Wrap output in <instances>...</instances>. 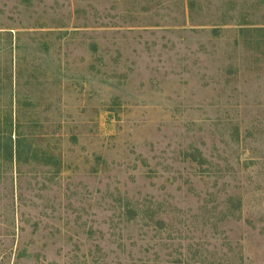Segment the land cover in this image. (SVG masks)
I'll list each match as a JSON object with an SVG mask.
<instances>
[{"label":"rangeland","instance_id":"obj_1","mask_svg":"<svg viewBox=\"0 0 264 264\" xmlns=\"http://www.w3.org/2000/svg\"><path fill=\"white\" fill-rule=\"evenodd\" d=\"M0 264H264V0H0Z\"/></svg>","mask_w":264,"mask_h":264}]
</instances>
